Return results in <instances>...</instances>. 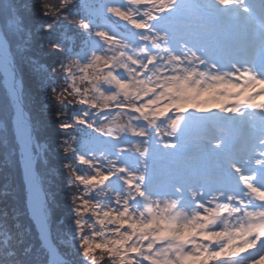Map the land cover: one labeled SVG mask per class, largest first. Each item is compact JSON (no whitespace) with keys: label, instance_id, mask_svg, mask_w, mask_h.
Returning <instances> with one entry per match:
<instances>
[{"label":"snow or ice","instance_id":"obj_1","mask_svg":"<svg viewBox=\"0 0 264 264\" xmlns=\"http://www.w3.org/2000/svg\"><path fill=\"white\" fill-rule=\"evenodd\" d=\"M0 77V264H264V0H0Z\"/></svg>","mask_w":264,"mask_h":264},{"label":"trees","instance_id":"obj_2","mask_svg":"<svg viewBox=\"0 0 264 264\" xmlns=\"http://www.w3.org/2000/svg\"><path fill=\"white\" fill-rule=\"evenodd\" d=\"M47 38L36 37L33 42L31 53L39 64H49L52 58L49 55L51 48L45 46ZM22 74L24 80V89L26 93L27 109L33 117V121L37 127V135L41 142L51 144L52 150L48 153L47 163H41L39 171L45 179L44 187L46 190L56 194V203L54 205L53 219L59 216L62 217L67 212L66 200L64 198V176L62 161L64 160L63 153L57 148L58 130L55 129L51 110L44 107L45 97L41 88V75L34 71L31 66L25 64L22 66ZM2 81V77H0ZM3 94V86L0 83V95ZM13 174L17 184L22 180V169L20 164H17L13 169ZM75 191V188L73 189ZM33 228V235L36 230L34 224H31L30 218L26 220ZM62 230L60 225H56L53 231ZM42 259V257H41ZM100 264H107V260L101 261Z\"/></svg>","mask_w":264,"mask_h":264},{"label":"water","instance_id":"obj_3","mask_svg":"<svg viewBox=\"0 0 264 264\" xmlns=\"http://www.w3.org/2000/svg\"><path fill=\"white\" fill-rule=\"evenodd\" d=\"M21 167H22V165H21Z\"/></svg>","mask_w":264,"mask_h":264}]
</instances>
